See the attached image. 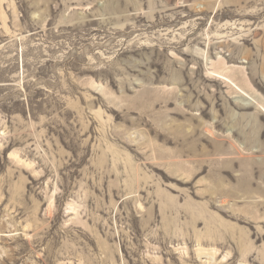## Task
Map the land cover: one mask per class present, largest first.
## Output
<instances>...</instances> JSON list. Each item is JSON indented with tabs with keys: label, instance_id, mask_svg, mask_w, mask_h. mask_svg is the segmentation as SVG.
I'll use <instances>...</instances> for the list:
<instances>
[{
	"label": "rangeland",
	"instance_id": "obj_1",
	"mask_svg": "<svg viewBox=\"0 0 264 264\" xmlns=\"http://www.w3.org/2000/svg\"><path fill=\"white\" fill-rule=\"evenodd\" d=\"M263 112L264 0H0V264H264Z\"/></svg>",
	"mask_w": 264,
	"mask_h": 264
},
{
	"label": "bare ground",
	"instance_id": "obj_2",
	"mask_svg": "<svg viewBox=\"0 0 264 264\" xmlns=\"http://www.w3.org/2000/svg\"><path fill=\"white\" fill-rule=\"evenodd\" d=\"M223 74H221V76H222ZM225 77H221V78H224V80L223 81H225L226 83H228L229 85H231V87L233 88V87H235V88H233V89H235V90H237L236 89V87L238 88V84H236V83H234V81L230 78V77H228V76H226V75H224ZM239 88H240V90L242 89L240 86H239ZM239 90V89H238ZM239 92V91H238ZM242 93H245L243 90L241 91ZM244 95V94H243ZM246 99V101L248 100V98L247 97H245ZM262 107V106H261ZM264 113V112H263Z\"/></svg>",
	"mask_w": 264,
	"mask_h": 264
}]
</instances>
